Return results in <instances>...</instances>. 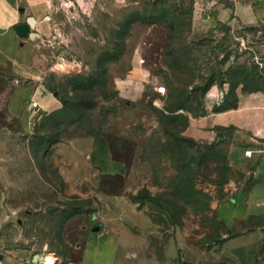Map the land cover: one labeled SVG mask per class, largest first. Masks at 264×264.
<instances>
[{
  "label": "rangeland",
  "instance_id": "374dc122",
  "mask_svg": "<svg viewBox=\"0 0 264 264\" xmlns=\"http://www.w3.org/2000/svg\"><path fill=\"white\" fill-rule=\"evenodd\" d=\"M26 6L31 53L0 62L2 259L108 232L119 264H264V217L219 213L264 178V0ZM98 136L126 172L88 162Z\"/></svg>",
  "mask_w": 264,
  "mask_h": 264
},
{
  "label": "crops",
  "instance_id": "0c3cea01",
  "mask_svg": "<svg viewBox=\"0 0 264 264\" xmlns=\"http://www.w3.org/2000/svg\"><path fill=\"white\" fill-rule=\"evenodd\" d=\"M36 0H0V62L5 60H17L20 56H27L31 53V43H21L16 35L15 26L22 23V11L28 9V4ZM23 3L24 6H20ZM36 18V17H35ZM37 23V22H36ZM88 162L97 170L104 174H122L127 171L124 161L115 159L110 144L106 137L98 136L91 143ZM258 172V182L246 194L239 197V200L231 205L221 206L219 213L227 222H234L238 218L250 219L264 217V178ZM122 236L114 233H94L90 232L82 246V250L77 261L62 259L56 255L57 264H68L76 262L78 264H119L118 257L121 251ZM18 256L24 258L28 263V254L18 252ZM41 256V255H40ZM0 254V264H25L22 259L10 258L2 259ZM40 258V257H39ZM37 257L34 256L33 260ZM42 259L48 262L42 263ZM41 264H50L49 257H43Z\"/></svg>",
  "mask_w": 264,
  "mask_h": 264
},
{
  "label": "water",
  "instance_id": "95a60500",
  "mask_svg": "<svg viewBox=\"0 0 264 264\" xmlns=\"http://www.w3.org/2000/svg\"><path fill=\"white\" fill-rule=\"evenodd\" d=\"M35 23H36V18L34 16H29L27 18V22L17 24L15 28L19 30L20 32H28L30 31L32 26L35 25Z\"/></svg>",
  "mask_w": 264,
  "mask_h": 264
},
{
  "label": "built area",
  "instance_id": "2783aa9c",
  "mask_svg": "<svg viewBox=\"0 0 264 264\" xmlns=\"http://www.w3.org/2000/svg\"><path fill=\"white\" fill-rule=\"evenodd\" d=\"M158 92H159L160 94H165V93L167 92L166 86H161V87H159V88H158ZM57 263H58V262H57V259L55 258L53 264H57ZM68 264H78V263H76V262H69Z\"/></svg>",
  "mask_w": 264,
  "mask_h": 264
},
{
  "label": "bare ground",
  "instance_id": "6f19581e",
  "mask_svg": "<svg viewBox=\"0 0 264 264\" xmlns=\"http://www.w3.org/2000/svg\"><path fill=\"white\" fill-rule=\"evenodd\" d=\"M45 262H48L47 259L46 260L42 259V263H45Z\"/></svg>",
  "mask_w": 264,
  "mask_h": 264
},
{
  "label": "trees",
  "instance_id": "16d2710c",
  "mask_svg": "<svg viewBox=\"0 0 264 264\" xmlns=\"http://www.w3.org/2000/svg\"><path fill=\"white\" fill-rule=\"evenodd\" d=\"M169 88H170V86H169Z\"/></svg>",
  "mask_w": 264,
  "mask_h": 264
}]
</instances>
